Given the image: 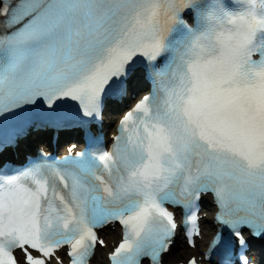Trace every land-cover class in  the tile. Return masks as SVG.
<instances>
[{
  "label": "snow or ice",
  "instance_id": "obj_1",
  "mask_svg": "<svg viewBox=\"0 0 264 264\" xmlns=\"http://www.w3.org/2000/svg\"><path fill=\"white\" fill-rule=\"evenodd\" d=\"M145 82L105 150L93 126ZM48 128L87 147L21 153ZM206 196L219 228L203 258L249 264L243 230L264 239V0H0V264H63L62 249L89 264L115 225L111 264H166L179 235L196 247Z\"/></svg>",
  "mask_w": 264,
  "mask_h": 264
},
{
  "label": "bare ground",
  "instance_id": "obj_2",
  "mask_svg": "<svg viewBox=\"0 0 264 264\" xmlns=\"http://www.w3.org/2000/svg\"><path fill=\"white\" fill-rule=\"evenodd\" d=\"M185 256H186V255H185V253L183 252V253L181 254V258H182V257H185ZM181 258H179V259H181ZM177 260H178L177 258H174V257H172V256H169V258H168V263H169V264H176ZM97 263H99V264H104L103 257H102V255H100V254H97L96 259H95V261H94L93 264H97Z\"/></svg>",
  "mask_w": 264,
  "mask_h": 264
}]
</instances>
